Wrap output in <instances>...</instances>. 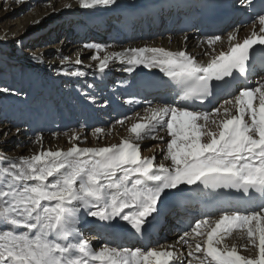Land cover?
Listing matches in <instances>:
<instances>
[{"label":"snow or ice","instance_id":"obj_1","mask_svg":"<svg viewBox=\"0 0 264 264\" xmlns=\"http://www.w3.org/2000/svg\"><path fill=\"white\" fill-rule=\"evenodd\" d=\"M117 2L77 0L86 10ZM260 4L257 11L254 0H238V7L253 13V31L241 42L234 28L227 50L219 52L215 46L223 37L206 36L201 41L203 55L210 57L206 63L185 49L144 46L110 52L85 44L95 50L90 59L98 61V73L105 74L113 61L130 75L138 68L155 70L165 78L162 85L171 99L154 103L145 98L142 112L117 119L121 126L132 121L119 143L82 147L77 143L81 135L73 132L70 148L52 150L43 149V136L37 135L38 152L18 159L4 156L0 264H264V77L218 106L204 107L234 81L247 80L253 49L264 51V0ZM63 75L87 74L77 69ZM0 93L14 94L9 88ZM104 135L103 128L93 130L98 139ZM145 140L157 141L159 161L142 155ZM192 193L211 198L216 214L194 221L172 244L120 243L141 239L159 221L167 201ZM229 193L239 197L233 200ZM86 229L95 230L103 242L94 248ZM229 237L243 243L230 244ZM249 249L255 255L242 254Z\"/></svg>","mask_w":264,"mask_h":264},{"label":"bare ground","instance_id":"obj_2","mask_svg":"<svg viewBox=\"0 0 264 264\" xmlns=\"http://www.w3.org/2000/svg\"><path fill=\"white\" fill-rule=\"evenodd\" d=\"M5 1L18 4V9L6 16V23H17L18 27L0 38V53L4 59L1 67L12 71L0 76V88H9L14 93H0V165L4 163V156L18 159L41 150V145L35 143L37 135L43 136V149L52 150L70 148L73 132L81 135L77 143L82 147L119 143L121 138L129 135L127 127L132 121H126L121 126L116 124L117 119L142 112L145 98L153 99L154 103L171 99L167 88L161 94L150 89L152 80L162 83L165 79L155 70L148 72L138 68L130 75L122 70V65L113 61L105 74L98 73V61L90 59L95 50L85 48V44H100L110 52L144 46L164 47L172 51L185 49L202 63L210 59L203 55L206 45L201 41L213 34H208L199 22L200 0H118L117 5L110 8L92 10L81 8L77 0H0ZM176 2L179 3L176 10L179 20L172 27L175 14L171 5ZM233 2L238 6V0ZM66 4H71V9L66 8ZM31 8L29 19L25 22L16 20L19 14ZM241 10L244 14L238 13L227 32L238 28L237 39L242 42L253 31V14L249 10ZM258 28L257 24V31ZM224 31L214 33L223 37L215 46L217 52L227 50L229 46L228 33L223 36ZM37 36H48L46 42L50 44L57 39L58 44L36 55L31 49L23 51L14 46L24 37H31L27 43L31 46ZM77 59L83 63L75 64ZM16 67L21 68L17 70ZM77 69L87 75H63L65 71ZM255 73L250 79L252 87L264 77V71L260 69H256ZM231 95L226 97L230 98ZM91 97L95 98L94 102ZM129 99L138 102L129 104ZM222 102L223 98L215 106ZM95 128L105 129V135L99 139L93 136ZM205 198L209 197L192 193L179 197L175 203L171 199L167 201V207L160 217L164 222L160 228L163 230L162 237L150 240L148 247L175 243L183 231L200 218L198 214L201 217L214 216L216 211L201 209L200 200ZM182 204L184 206H179ZM179 209L191 210V217L187 211L180 214ZM169 210L171 216L174 213L178 215L172 223L168 219ZM85 232V238L91 240L94 248L103 242L95 230L86 229ZM229 238L236 241L234 237ZM141 246L144 247L143 243ZM178 247L186 255V249Z\"/></svg>","mask_w":264,"mask_h":264},{"label":"rangeland","instance_id":"obj_3","mask_svg":"<svg viewBox=\"0 0 264 264\" xmlns=\"http://www.w3.org/2000/svg\"><path fill=\"white\" fill-rule=\"evenodd\" d=\"M17 9H18V4L17 3H14L13 1L0 2V38H1V35L2 34L7 33L8 31H11L12 29H15V28L18 27V24L17 23H15V24L13 23V25H11L12 23L11 24L6 23L7 13H13ZM31 11H32V8L31 9H26V11L24 13H21V14H19L16 17V20L17 19H20L21 21L25 22V20L29 19V17L31 16ZM20 23H22V22H20ZM226 33H228V32H225V34H223V36L226 35ZM51 35H49V36H51ZM47 37L48 36H45V37L37 36L34 39V42L32 43L33 45H31V46L29 45L30 47L28 46V44L30 42V38L31 37H24L23 40H21L19 42H16L14 46H17L19 49H22L23 51H28V50L31 49L33 51V54L36 55L37 53L42 52L43 50H46V49H48L50 47H53L54 45H57L58 44L57 39H55L54 40V43H51V44L48 43V42H46V38ZM24 44H26V45H24ZM44 61H45V59L43 60V62ZM1 63H4V59L2 58V53H0V76H2L5 73L8 74V73H11L12 72V71L10 72V70L7 71V69H4L3 70V67H1ZM20 68L21 67H18V68L16 67L17 70H20ZM0 81H1V77H0ZM143 142H146V143H142L141 144L142 155L143 156H146V157H151V156L155 155L157 157V161H159L162 154L159 151V147H155V145H157V141H152V140L146 141L145 140ZM162 146L163 145H160V147H162ZM1 153L4 154L3 151H1ZM0 157H2V155H0ZM229 240H230V244L232 243V241H233V243H235L237 245H239L240 243H242L241 242L242 240H240L238 238H236V241H235V239L233 240L232 238H229L228 241ZM242 254H245V255H255V252L252 251L251 249H249L248 251H243L242 250Z\"/></svg>","mask_w":264,"mask_h":264}]
</instances>
